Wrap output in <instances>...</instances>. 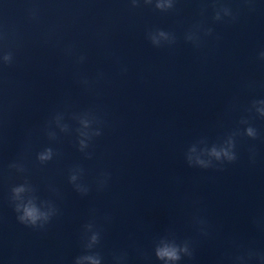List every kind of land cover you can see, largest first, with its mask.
<instances>
[{"label":"clouds","instance_id":"9594fccd","mask_svg":"<svg viewBox=\"0 0 264 264\" xmlns=\"http://www.w3.org/2000/svg\"><path fill=\"white\" fill-rule=\"evenodd\" d=\"M247 3L251 4L252 0H246ZM145 5H153L156 10L160 12H167L169 10H173L175 7L176 0H143ZM132 7L139 6V0H131ZM213 9H214V21H222L225 18H229L232 21L237 19L236 15H234L232 9L223 4H220L217 7L216 0H213ZM251 10V8H250ZM203 31L205 36L212 35L213 29L204 28L202 25H194L193 29L189 30L185 34V40L193 43L195 46L199 47L201 43V37L199 33ZM147 39L154 47H162L165 44L172 45L176 42V36L168 31L163 29H154L150 30L147 33ZM69 55L72 54V48L69 47L67 50ZM258 58L261 61H264V50H261L258 54ZM14 53L12 51H4L0 53V66H11L14 63ZM85 57L83 55L78 57V63H83ZM126 70V69H125ZM83 83L87 84L88 81L84 80ZM255 111L257 115L261 118H264V99L261 100H253L251 103V107L248 109L249 112ZM77 119L80 128L77 129L79 133V150L84 151L89 146V141L93 139V137H98L102 134L101 128L96 127L93 128V124L101 125L103 121H101L98 117L90 112L83 113L81 115H77L73 117ZM63 114L57 113L51 123H54L57 127L60 128L62 132L68 131V125L62 123ZM240 124L247 125L244 128L243 135L247 136L251 139H256L258 136L257 129L249 124V120L247 118H241ZM47 135L50 140L56 139V133L54 131H47ZM241 135L239 130H236L229 134L226 139L223 140L220 144H213L211 147H208L204 141L200 143L205 144L203 148H201V153L199 155H193L195 153L194 145L189 148L186 153V160L189 166H196L203 169H208L212 167H216L217 165H223L224 163H233L237 160V154L235 151L236 148V140L235 138ZM253 157H254V150ZM54 150L51 147H46L42 151L37 153V160L40 163H46L52 160L54 156ZM88 158H90V154H86ZM216 162L215 164L213 162ZM254 162V161H253ZM10 168H15L19 172H24L25 169L22 165L19 164H11ZM83 169L77 168L74 169L72 174L69 177V182L74 184L76 190L81 194L86 195L88 192L87 187H83L80 184H77V180L79 175H82ZM107 176V174H105ZM106 183V180L100 182L101 187ZM33 188L28 183L27 180L23 184L18 186H14L11 189L12 196L11 201L13 203V210L17 214L16 219L20 224H23L26 227L32 229H44L45 226L50 222L52 217L56 215L55 206L47 201H40L37 203V197L33 195ZM23 193V195H21ZM199 223L203 224V221H199ZM85 230V242L83 244L84 254L79 255L75 258L74 264H101L102 257L99 252L93 251V249L100 243V231L95 229V225L93 223H88L84 225ZM203 231V229H202ZM90 233V235H88ZM155 257L162 262V264H178L184 257L191 258L193 256V251L190 246V242L185 240L182 242H177V239L173 234H169L167 236L161 237L154 247ZM255 254L253 252H248L247 256L241 255L234 258V264H246L247 259H251ZM118 259L122 260L124 257H119ZM261 261H264V256L260 257Z\"/></svg>","mask_w":264,"mask_h":264}]
</instances>
